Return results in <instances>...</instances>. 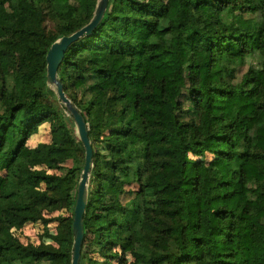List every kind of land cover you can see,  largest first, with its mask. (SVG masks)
Listing matches in <instances>:
<instances>
[{
    "label": "trees",
    "instance_id": "obj_1",
    "mask_svg": "<svg viewBox=\"0 0 264 264\" xmlns=\"http://www.w3.org/2000/svg\"><path fill=\"white\" fill-rule=\"evenodd\" d=\"M97 2L0 0V264H72L85 148L47 54ZM58 76L93 147L80 264H264V0H109Z\"/></svg>",
    "mask_w": 264,
    "mask_h": 264
},
{
    "label": "water",
    "instance_id": "obj_2",
    "mask_svg": "<svg viewBox=\"0 0 264 264\" xmlns=\"http://www.w3.org/2000/svg\"><path fill=\"white\" fill-rule=\"evenodd\" d=\"M109 0H98L94 16L90 23L70 36L58 39L47 54L48 85L55 88L59 101L68 115L73 119L77 134L85 148V164L77 187V197L74 210L73 234L74 244L72 264H80L83 241L85 237L84 217L87 209L91 173L94 168L93 147L90 140V127L80 109L67 97L63 84L59 79V68L70 46L83 37L89 36L102 22Z\"/></svg>",
    "mask_w": 264,
    "mask_h": 264
},
{
    "label": "rangeland",
    "instance_id": "obj_3",
    "mask_svg": "<svg viewBox=\"0 0 264 264\" xmlns=\"http://www.w3.org/2000/svg\"><path fill=\"white\" fill-rule=\"evenodd\" d=\"M86 1V0H84ZM165 2H169L171 4H174L175 0H164ZM60 12H65V8L62 6L58 7ZM257 60L255 57H250L247 59L246 62V66L243 68V72L248 70L250 66H256ZM51 89L55 92V95L57 97V103L60 106V108H62L64 110V112L66 113L67 116L68 113L66 112V110L64 109L62 103L59 101L58 96L56 94V90L55 88L51 87ZM68 97V96H67ZM70 117V116H69ZM51 141V136H50V130H49V126L48 125H44L41 127L40 132L37 136L33 137L32 139H30V141L28 142V148H34L38 143H49ZM214 161L213 157L208 156L207 158L202 160V165L203 168H205L206 166L210 165L212 162ZM64 166L68 169L70 168H75L77 166L76 162H74L73 160H69L67 161ZM69 213H67L65 210L61 211L59 213H56L53 216H56L58 218L64 217V216H68ZM56 226L57 223H49L47 225H44L42 223H37V224H27L24 226H18L14 232L12 233V235H16L19 236L23 242H27V243H35L38 244L40 241H44V242H53L51 236H53L56 233Z\"/></svg>",
    "mask_w": 264,
    "mask_h": 264
}]
</instances>
